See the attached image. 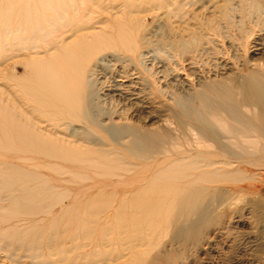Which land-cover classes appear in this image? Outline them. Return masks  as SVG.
I'll list each match as a JSON object with an SVG mask.
<instances>
[{"label": "rangeland", "instance_id": "374dc122", "mask_svg": "<svg viewBox=\"0 0 264 264\" xmlns=\"http://www.w3.org/2000/svg\"><path fill=\"white\" fill-rule=\"evenodd\" d=\"M236 129L264 132V0H0V264H264V138L186 163Z\"/></svg>", "mask_w": 264, "mask_h": 264}, {"label": "bare ground", "instance_id": "6f19581e", "mask_svg": "<svg viewBox=\"0 0 264 264\" xmlns=\"http://www.w3.org/2000/svg\"><path fill=\"white\" fill-rule=\"evenodd\" d=\"M87 87H89V95H90V97H89V99L86 101V103H85V110H84V112L82 111V114H84L85 115V117L87 118V119H89L92 123H94L95 122V120H94V117H93V115H91L90 116V114H89V110L87 111V109H89V107H90V105H91V103H92V99H91V97H93L94 95H95V93H94V90H93V88H92V83L91 82H88L87 83V85H86ZM69 98H68V95L66 96V100H68ZM88 106V107H87ZM87 107V108H86ZM67 114L68 115H71L70 117H72L73 115H74V113H75V111H74V113L70 110V109H67ZM75 114H77V113H75ZM257 132V133H256ZM254 131V130H244V129H236V130H233V132H228V133H225L224 135H223V133H219V132H207V133H205V132H203V131H198V134L201 136V137H203V138H205V139H207L208 141L210 140V141H212L214 144H215V146H216V149L219 151V153H220V155H222L223 157H224V160H214V159H211V158H208L206 155H205V151H203V153H201L198 157H193L194 159H192V160H188V161H186V160H184V159H177V160H175V161H173V162H179V160H181V162L182 161H186V163H188L189 165H190V168H195V167H198V165L199 164H201V163H204V166H210V165H214V164H223V165H230L231 163H233V162H239V163H248V164H251L252 163V161H253V159L252 158H245V157H247V156H249V155H251L253 152L252 151H248L247 150V148L246 147H241V149H238L237 151L236 150H234V149H232V145H231V143L229 144V145H227L228 143H222V141H221V139L222 138H228V139H240V137L241 138H246V139H253V138H258V137H261L262 139L264 138V132H262V133H260V132H258V131ZM259 143V142H258ZM140 144V143H139ZM141 147V146H140ZM139 149V148H138ZM139 150H141V148L139 149ZM256 150H257V147H256ZM60 151H62L63 152V154H66V152H65V150L64 149H61V150H59L58 152L56 151V150H54V152H57L56 154H59L60 153ZM166 151V150H165ZM256 154V153H255ZM67 155V154H66ZM167 155V154H166ZM178 164V163H177ZM181 164H183V163H181ZM187 164V165H188ZM174 166V165H173ZM186 166V165H185ZM176 167V166H175ZM173 168L172 167V169H176V168ZM240 171H243V172H245V171H247L246 169H240ZM206 172V171H205ZM224 173H227V174H230L231 172H228V171H224ZM215 176V175H214ZM196 181H199V180H201V181H203V180H205V181H212V177H210V176H208V173H201V175H197L195 178H194ZM193 179V180H194ZM196 183V182H195ZM188 187V186H187ZM193 187V186H192ZM184 188V187H183ZM200 188V187H199ZM199 188H191V190L192 189H194L193 191H195L196 190V192L197 193H199V192H201V191H203V190H205V189H203V188H201V189H199ZM187 189V188H186ZM190 190V191H191ZM189 191V192H190ZM185 192H186V190H185ZM192 192V191H191ZM189 194V193H188ZM187 194V195H188ZM186 195V196H187ZM192 195V194H191ZM185 196V195H184ZM185 196V197H186ZM191 198L189 197V200H190ZM191 200H194V199H191ZM190 202V201H189ZM197 202V201H196ZM195 202V203H196ZM192 203V202H191ZM202 204V203H201ZM194 205V204H193ZM195 205H197V204H195ZM207 205V204H206ZM202 207H206L205 205L204 206H202ZM209 208V207H208ZM207 208V209H208ZM200 217V216H199ZM199 220V219H198ZM179 227H181V230L183 231L182 233H180L181 232V230H179L180 228H178L177 230L178 231H176V237H181V236H184V235H187V233H188V231H190L191 229H193V231H194V229H195V227H196V224L195 223H189V224H186V225H182V226H179ZM179 235H178V234ZM191 235H194V233H192V234H190V235H188V236H186V238L187 237H189V236H191ZM193 237V236H192ZM185 240V239H184ZM186 241V240H185Z\"/></svg>", "mask_w": 264, "mask_h": 264}]
</instances>
